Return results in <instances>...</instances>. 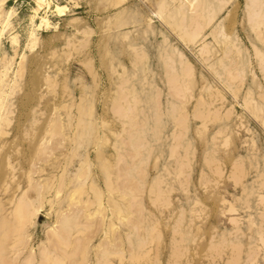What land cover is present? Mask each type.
Segmentation results:
<instances>
[{
    "label": "rangeland",
    "instance_id": "374dc122",
    "mask_svg": "<svg viewBox=\"0 0 264 264\" xmlns=\"http://www.w3.org/2000/svg\"><path fill=\"white\" fill-rule=\"evenodd\" d=\"M58 1L33 45L34 1H6L0 264H264V38L246 0ZM20 196L32 222L10 213ZM53 223L58 248L30 257Z\"/></svg>",
    "mask_w": 264,
    "mask_h": 264
},
{
    "label": "bare ground",
    "instance_id": "6f19581e",
    "mask_svg": "<svg viewBox=\"0 0 264 264\" xmlns=\"http://www.w3.org/2000/svg\"><path fill=\"white\" fill-rule=\"evenodd\" d=\"M6 1L7 0H0V50H1V45H2V36L8 30H10V28L12 26V17L16 12L15 7H13V6L6 8V3H7ZM33 1H34L33 14L31 15L30 30L28 32V44H30V45L34 44V41L38 37V31L40 29L45 30V28H48L51 26L52 22L49 18V15H48L50 11L52 13L54 12L58 16H63L68 11V5L65 3H61L58 0H33ZM225 2H230V1L225 0ZM41 11H43L42 14H40ZM246 15L248 17V21H249L252 29H255L258 33L263 32V38H264V0H246ZM213 17H215V15H213V16L210 15V18H213ZM37 18L40 19L39 23H36ZM208 24H210V23H208ZM200 27L201 26H199L197 24L195 29L192 31L191 35H192L193 39H195L197 37V35L199 33H201ZM200 35L202 36V33ZM198 37H199V35H198ZM10 41H11V44L14 48V51L17 50V47L19 46L18 34L17 33H15V34L11 33L10 34ZM206 48H207V45L204 44L203 46L200 47V50L202 51V50H205ZM173 49L177 52L178 56L180 58H182V61L188 62L187 57L185 56V54L182 51H180L177 47H173ZM256 53H257V56L260 60V67L264 71V55H263L262 51H260V50H257ZM12 58H14L13 55H12ZM11 64L12 63L10 60V63L7 62V64H5V66H4L5 70H3V69H2L3 71L1 70L2 75L0 76V83L3 80H5L4 76H6L7 73L9 72V70L12 69ZM185 66L186 67H183V66L181 67V70L179 72L180 75L182 73H184L182 75L185 76L187 73L191 72L190 68L187 67V65H185ZM19 68H17L16 70H13L14 75L18 74ZM12 80H13V78H12ZM4 99H5V97L0 94V110L2 109V106L4 104ZM98 192H100V191L98 190ZM10 213L14 217H19V218L25 217V215L29 216L30 221L32 222L33 219L38 217L39 209H37L36 212H33L32 216H31L30 208L29 207L26 208V199L22 198L20 196V197H18V201L16 202V204L14 205V207ZM6 225H7L6 223H3V226L6 227ZM10 227L11 226L9 224V228ZM14 227H16L15 230H19L21 232V230H20L21 227L19 226V223L14 225ZM0 229L2 230L4 228H0ZM9 232H10V230H8L7 232H6V230L5 231L3 230L1 233L2 235L0 236V255H2L3 252L5 251L6 247H3V245L6 242L5 239L8 236ZM18 235H20V234L18 233ZM56 235H58L56 223H53L52 225L46 227L45 232H44V238L41 239V241H39V243L35 246L29 245L30 257H32L34 255L35 257L40 256L43 258L44 256L47 255V253L50 250L58 248V242L56 240V237H58V236H56ZM23 236L24 235H22V240H21L20 236L17 237L18 238L17 241L21 243L20 245L26 243V238H25V236L24 237ZM82 244H83V242H81L78 239L76 241V243L74 244V251L80 252L82 249Z\"/></svg>",
    "mask_w": 264,
    "mask_h": 264
}]
</instances>
